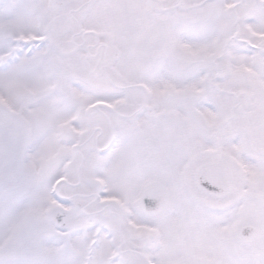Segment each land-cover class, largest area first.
Instances as JSON below:
<instances>
[{
	"label": "snow or ice",
	"instance_id": "1",
	"mask_svg": "<svg viewBox=\"0 0 264 264\" xmlns=\"http://www.w3.org/2000/svg\"><path fill=\"white\" fill-rule=\"evenodd\" d=\"M0 264H264V0H0Z\"/></svg>",
	"mask_w": 264,
	"mask_h": 264
}]
</instances>
